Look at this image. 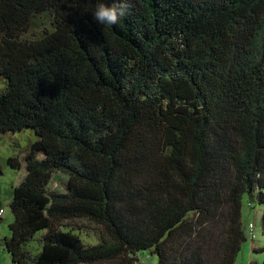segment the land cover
I'll list each match as a JSON object with an SVG mask.
<instances>
[{"label":"trees","instance_id":"16d2710c","mask_svg":"<svg viewBox=\"0 0 264 264\" xmlns=\"http://www.w3.org/2000/svg\"><path fill=\"white\" fill-rule=\"evenodd\" d=\"M97 2L0 0V142L38 138L4 249L12 264H236L244 205L264 206V0H102L127 5L115 25ZM79 220L98 244L63 225Z\"/></svg>","mask_w":264,"mask_h":264},{"label":"rangeland","instance_id":"374dc122","mask_svg":"<svg viewBox=\"0 0 264 264\" xmlns=\"http://www.w3.org/2000/svg\"><path fill=\"white\" fill-rule=\"evenodd\" d=\"M5 86L4 82L0 81V90ZM37 137L31 131H23L16 134H6L1 137L0 142V201L2 209L5 211L4 215H0V264H12L9 253L4 249L3 239L11 237L9 229L10 224L14 222V216L10 210V202L13 197V189L19 186L26 177V164L24 157L29 153L31 145L37 141ZM18 159L21 164L20 170H15L9 165V160ZM43 155L39 154L38 159H42ZM60 179H65L61 173L58 174ZM52 189L62 191L63 183L54 179L51 185ZM264 214V206L250 207L247 204L243 208V223L248 241L243 245L236 264H249L251 261H256L262 264L264 261V254H256L255 248L258 249L264 246V236L262 230V217ZM79 224H76L78 223ZM78 222H64V227L68 229L73 228L78 232L80 237L89 245H96L100 240L101 228L91 224L87 221L79 220ZM251 224L254 225L253 232H251ZM29 250L33 253L39 251L37 241L30 244ZM140 264H157L156 256H151L148 252H141L138 255ZM109 264V263H100Z\"/></svg>","mask_w":264,"mask_h":264},{"label":"clouds","instance_id":"9594fccd","mask_svg":"<svg viewBox=\"0 0 264 264\" xmlns=\"http://www.w3.org/2000/svg\"><path fill=\"white\" fill-rule=\"evenodd\" d=\"M126 14L127 5L125 3H120L119 5L113 3L109 6L107 3L102 2V0H98L93 16L95 21L101 25H115Z\"/></svg>","mask_w":264,"mask_h":264},{"label":"built area","instance_id":"2783aa9c","mask_svg":"<svg viewBox=\"0 0 264 264\" xmlns=\"http://www.w3.org/2000/svg\"><path fill=\"white\" fill-rule=\"evenodd\" d=\"M4 214V211H0V215L2 216ZM253 228H254V226L253 225H251V232H253Z\"/></svg>","mask_w":264,"mask_h":264},{"label":"crops","instance_id":"0c3cea01","mask_svg":"<svg viewBox=\"0 0 264 264\" xmlns=\"http://www.w3.org/2000/svg\"><path fill=\"white\" fill-rule=\"evenodd\" d=\"M4 215V214H3Z\"/></svg>","mask_w":264,"mask_h":264}]
</instances>
